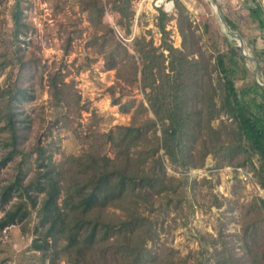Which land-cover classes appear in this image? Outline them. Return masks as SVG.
<instances>
[{"label":"trees","instance_id":"trees-1","mask_svg":"<svg viewBox=\"0 0 264 264\" xmlns=\"http://www.w3.org/2000/svg\"><path fill=\"white\" fill-rule=\"evenodd\" d=\"M22 1L14 0L10 6L8 36L0 33L1 63L11 69L18 65L17 74L25 64L19 36L29 27L22 17ZM132 1L111 0L110 5L127 31L134 15ZM245 2L248 20L259 33L248 42L264 77V4ZM76 3L93 28L88 44L103 55L104 68L115 71L116 81L109 87L111 102L130 118L127 124L92 133L80 152L62 154L54 161L49 146L37 142L28 150L19 147L16 106L29 96L26 87L17 79L0 86V121L10 146L0 158V171L20 156L14 178H0V232L35 211L38 223L30 247L47 256L50 264L60 258L69 264H264V198L260 196L241 208L237 232H228L226 221L219 223L215 234L196 230V248L185 254L158 243L151 216L169 208L180 215L192 212L188 189L197 181L188 180L185 173L202 167L208 155L217 165L248 166L264 190V84L246 80V58L236 38L219 34L203 14L195 22L184 3L173 0L171 14L159 8L154 18L159 43L143 33L135 35L129 53L102 23L103 0ZM172 19L179 46L166 28ZM225 20L232 31L239 29L233 20ZM46 79L52 105L63 116V109L77 103L78 96L60 72L49 71ZM240 79L246 80L242 87ZM117 87L119 96H115ZM134 90L142 98L131 95L122 102L121 97ZM216 119L219 122L213 126ZM51 131L49 127L45 134ZM166 164L180 176L168 175ZM26 166L32 167L28 177ZM210 203L222 204L215 194L210 195Z\"/></svg>","mask_w":264,"mask_h":264},{"label":"rangeland","instance_id":"rangeland-1","mask_svg":"<svg viewBox=\"0 0 264 264\" xmlns=\"http://www.w3.org/2000/svg\"><path fill=\"white\" fill-rule=\"evenodd\" d=\"M13 1L0 0V33L2 32L5 37L8 36L11 28L9 9ZM156 1H132L134 15L127 31L125 25L120 22L119 14L110 8L111 0H103L105 9L101 18L102 23L112 29L113 37L125 46L129 53H133L131 43L135 35L143 33L147 38L153 37L156 44L159 43L160 33L154 25V18L157 15ZM181 1L195 22H198L199 16L203 14L210 19L212 27L219 34H227L209 0ZM216 2L221 7L222 14L238 25L239 29L234 32L241 36L247 55L253 56L248 41L257 37L259 33L254 24L248 20L245 0H216ZM22 5V17L29 25L19 36L20 53L25 64L20 74H17L18 65L11 69L9 64L1 63L0 57V86L10 84L17 79L20 85L26 87L29 94L18 101L16 106L17 117L20 120L19 147L28 150L39 142L41 146L51 147L52 159L58 161L62 154H76L84 149L92 133L100 134L117 124H127L130 114L119 112L118 106L111 102L109 87L116 81L115 71L106 70L103 55L88 44L93 28L76 0H23ZM173 10L172 8V11L167 13L171 14ZM166 28L170 30L174 45L179 46L180 36L175 19L169 21ZM69 40V47L65 50L64 46ZM235 43L238 46L237 39ZM258 45H260L259 41ZM246 65L248 68L246 80L255 81L254 61L246 58ZM49 71L60 72L64 81L70 85L72 93L78 96L77 103L72 102L70 107L63 109L62 113L66 118H63L59 110L52 105L48 94L46 78ZM257 73V81L264 82V77L259 71ZM246 80L240 79L238 84L242 87ZM119 90L117 87L115 96H119ZM131 95L137 99L142 98V94L134 90L122 96V102ZM59 117L61 119L58 124L53 126L52 122ZM218 122L219 119L213 120V126H217ZM49 127L52 131L47 135L45 133ZM7 141V132L0 121V158L10 149L5 143ZM33 157L34 154L30 160ZM19 161L18 155L8 161L0 171V178H14ZM224 166L228 165H217V160L208 155L202 167L190 168L186 171L188 180L197 181L193 189H188V198L193 203L192 212H183L180 215L177 210L169 208L163 212L152 213L159 244L165 243L185 254L188 250L196 248L194 237L196 230L215 234L219 223L223 221L227 222L228 232L239 230L241 208L253 196L264 198V190L259 192L249 186L241 181L235 172H226ZM243 167L252 172L248 166ZM31 168L24 167L27 177L32 173ZM166 172L176 177L181 174L169 164H166ZM203 178L208 182H203ZM211 194H215L221 200L220 206L210 203ZM229 206H232L231 210L228 209ZM186 209L185 205L183 211ZM37 223L38 217L33 211L26 220L0 232V264H50L47 256L30 247ZM54 264L69 263L60 258Z\"/></svg>","mask_w":264,"mask_h":264},{"label":"built area","instance_id":"built-area-1","mask_svg":"<svg viewBox=\"0 0 264 264\" xmlns=\"http://www.w3.org/2000/svg\"><path fill=\"white\" fill-rule=\"evenodd\" d=\"M155 6L158 9H162L164 12H171L173 8V1L172 0H157ZM160 35V34H159ZM226 172H235L236 176L243 182H246L249 186L256 188L259 192L262 189L259 185L255 182L253 178V174L250 170L242 167V166H224L223 168Z\"/></svg>","mask_w":264,"mask_h":264},{"label":"water","instance_id":"water-1","mask_svg":"<svg viewBox=\"0 0 264 264\" xmlns=\"http://www.w3.org/2000/svg\"><path fill=\"white\" fill-rule=\"evenodd\" d=\"M209 1H210L211 5L213 6V8H214L216 14L218 15V17H219L221 23L223 24V26H224V28H225V32H226L228 35H230V36H232V37H234V38L237 39L240 54H241L242 56H244L245 58H249V59H251L252 61H254V63H255V68H254L253 75H254V79H255V81H256L258 84H261V85L264 84V82H259V81H257V74H258V73H257V72H258V61H257V59H256L255 57H253V56H248V55H247V53L245 52V50H244V48H243V45H242V38H241V36H240L239 34L235 33L234 31H232V30L230 29V27L228 26V24H227V22H226V20H225L224 15H223L222 12H221V7H220L219 4L216 2V0H209Z\"/></svg>","mask_w":264,"mask_h":264},{"label":"crops","instance_id":"crops-1","mask_svg":"<svg viewBox=\"0 0 264 264\" xmlns=\"http://www.w3.org/2000/svg\"><path fill=\"white\" fill-rule=\"evenodd\" d=\"M263 1V4H264V0H262Z\"/></svg>","mask_w":264,"mask_h":264}]
</instances>
